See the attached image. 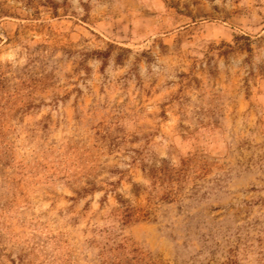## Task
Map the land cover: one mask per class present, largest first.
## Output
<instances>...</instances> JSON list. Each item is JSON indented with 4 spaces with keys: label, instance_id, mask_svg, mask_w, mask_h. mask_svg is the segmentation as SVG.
<instances>
[{
    "label": "rangeland",
    "instance_id": "obj_1",
    "mask_svg": "<svg viewBox=\"0 0 264 264\" xmlns=\"http://www.w3.org/2000/svg\"><path fill=\"white\" fill-rule=\"evenodd\" d=\"M119 259L264 264V0H0V264Z\"/></svg>",
    "mask_w": 264,
    "mask_h": 264
},
{
    "label": "trees",
    "instance_id": "obj_2",
    "mask_svg": "<svg viewBox=\"0 0 264 264\" xmlns=\"http://www.w3.org/2000/svg\"><path fill=\"white\" fill-rule=\"evenodd\" d=\"M168 169L165 170V172ZM165 172L161 174H165ZM120 202V220L123 225H129V224H134L137 222H140L143 217H146L148 214L143 215V216H138L135 209L128 204L126 201H119ZM131 252L135 253L137 252L136 250H132ZM112 264H125L123 260H118L117 263H112Z\"/></svg>",
    "mask_w": 264,
    "mask_h": 264
}]
</instances>
